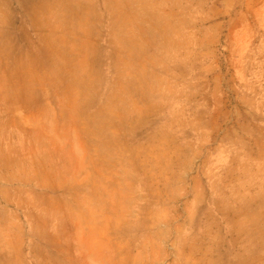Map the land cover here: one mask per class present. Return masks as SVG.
<instances>
[{
	"label": "rangeland",
	"instance_id": "1",
	"mask_svg": "<svg viewBox=\"0 0 264 264\" xmlns=\"http://www.w3.org/2000/svg\"><path fill=\"white\" fill-rule=\"evenodd\" d=\"M0 264H264V0H0Z\"/></svg>",
	"mask_w": 264,
	"mask_h": 264
}]
</instances>
